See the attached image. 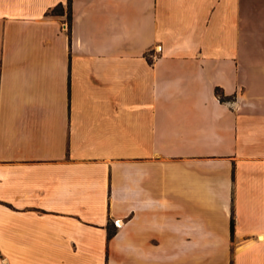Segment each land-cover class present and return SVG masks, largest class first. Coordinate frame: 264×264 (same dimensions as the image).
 <instances>
[{"label":"crops","instance_id":"obj_1","mask_svg":"<svg viewBox=\"0 0 264 264\" xmlns=\"http://www.w3.org/2000/svg\"><path fill=\"white\" fill-rule=\"evenodd\" d=\"M68 2L0 0V264H264V0Z\"/></svg>","mask_w":264,"mask_h":264},{"label":"trees","instance_id":"obj_2","mask_svg":"<svg viewBox=\"0 0 264 264\" xmlns=\"http://www.w3.org/2000/svg\"><path fill=\"white\" fill-rule=\"evenodd\" d=\"M53 13H63L64 12V7L63 5H59L57 7H55L53 10H52ZM68 17H69V22L71 21L72 19V10H71V0H69L68 2ZM216 93L219 95L220 99L223 101L225 100V96L222 92V90L220 88H216ZM232 226H234V220H232Z\"/></svg>","mask_w":264,"mask_h":264},{"label":"built area","instance_id":"obj_3","mask_svg":"<svg viewBox=\"0 0 264 264\" xmlns=\"http://www.w3.org/2000/svg\"><path fill=\"white\" fill-rule=\"evenodd\" d=\"M155 51L158 52L159 51L158 48ZM115 224L117 226H121L122 225V219L115 220Z\"/></svg>","mask_w":264,"mask_h":264}]
</instances>
